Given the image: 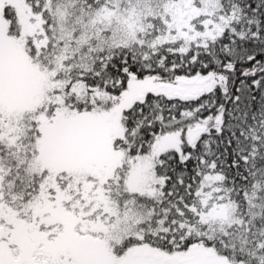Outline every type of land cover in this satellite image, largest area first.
I'll use <instances>...</instances> for the list:
<instances>
[{
	"label": "snow or ice",
	"instance_id": "1",
	"mask_svg": "<svg viewBox=\"0 0 264 264\" xmlns=\"http://www.w3.org/2000/svg\"><path fill=\"white\" fill-rule=\"evenodd\" d=\"M0 264H264V0H0Z\"/></svg>",
	"mask_w": 264,
	"mask_h": 264
}]
</instances>
